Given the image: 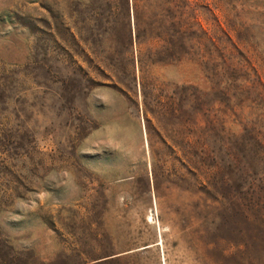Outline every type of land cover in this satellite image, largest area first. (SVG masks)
I'll list each match as a JSON object with an SVG mask.
<instances>
[{
  "label": "rangeland",
  "instance_id": "374dc122",
  "mask_svg": "<svg viewBox=\"0 0 264 264\" xmlns=\"http://www.w3.org/2000/svg\"><path fill=\"white\" fill-rule=\"evenodd\" d=\"M137 1L0 0V264H264V0Z\"/></svg>",
  "mask_w": 264,
  "mask_h": 264
},
{
  "label": "trees",
  "instance_id": "16d2710c",
  "mask_svg": "<svg viewBox=\"0 0 264 264\" xmlns=\"http://www.w3.org/2000/svg\"><path fill=\"white\" fill-rule=\"evenodd\" d=\"M182 1H184L182 5L175 6V9L174 8L169 9V11L173 12V14L169 15L168 19L171 23L170 26L176 27V30L174 32L175 34H178L180 41L183 45V49H186L187 46L190 45V42H192L194 27L196 26L197 23L195 21L194 9L191 7L190 3L187 2V0H182ZM141 13H142V6L140 7L138 1L134 0L133 21H134L135 35L139 43H140V25L143 22ZM189 51L185 52L182 58L187 57L186 55L189 54ZM143 64L144 62L142 58H139V66L141 69L143 67ZM258 142L263 147L259 139ZM263 152H264V148H263ZM233 157L234 159H237V156H233ZM62 264H67V263H62Z\"/></svg>",
  "mask_w": 264,
  "mask_h": 264
},
{
  "label": "bare ground",
  "instance_id": "6f19581e",
  "mask_svg": "<svg viewBox=\"0 0 264 264\" xmlns=\"http://www.w3.org/2000/svg\"><path fill=\"white\" fill-rule=\"evenodd\" d=\"M159 224V223H158ZM159 230H161L160 228H159Z\"/></svg>",
  "mask_w": 264,
  "mask_h": 264
},
{
  "label": "water",
  "instance_id": "95a60500",
  "mask_svg": "<svg viewBox=\"0 0 264 264\" xmlns=\"http://www.w3.org/2000/svg\"><path fill=\"white\" fill-rule=\"evenodd\" d=\"M133 32V31H132Z\"/></svg>",
  "mask_w": 264,
  "mask_h": 264
}]
</instances>
